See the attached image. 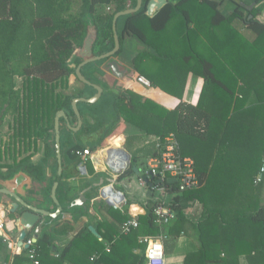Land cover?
Masks as SVG:
<instances>
[{"label":"trees","instance_id":"16d2710c","mask_svg":"<svg viewBox=\"0 0 264 264\" xmlns=\"http://www.w3.org/2000/svg\"><path fill=\"white\" fill-rule=\"evenodd\" d=\"M136 2L0 0V129L6 115L13 114V131L0 150V168L25 164L28 172L42 178V166L30 163L27 153L44 141L58 110L72 111L74 92L69 83L74 68L69 60L82 46L89 22L95 30L94 49L106 52L114 45V14ZM147 2L117 21L139 43L130 56L134 79L144 75L151 85L180 99L189 71L199 74L204 85L196 104L181 100L173 109L130 90L116 97L113 112L158 141L136 151L119 180L137 171L144 174L145 157L160 156L165 137L173 134L179 154L194 159L198 185L179 190L175 181L165 179L166 201L174 217L157 225L153 208L160 202L149 199L143 205L145 213L137 216L138 228L128 233L121 231V225L130 217L131 202L115 209L103 200L99 209L107 215L94 225L101 239L85 225L51 255L54 236L44 232L34 243L37 257L41 264H146L138 236L166 231L169 255L190 222L187 211L198 201L202 213L193 223L198 246L185 253L181 264H243L241 256L245 264H264V197L253 193L264 155V20L258 18L264 0H252L251 5L238 0H169L152 17L146 14ZM225 2L231 11L220 7ZM101 5H111L112 12L98 14ZM119 40L117 55L122 56L124 38ZM16 76L21 77L18 87ZM119 126L123 125L117 123L114 129ZM79 148L83 149L75 145L67 150L75 165ZM137 153L145 160L138 162ZM6 155L12 164L4 163ZM50 155L54 150L47 144L43 160ZM158 180L150 177L147 185ZM72 229L66 224L55 233L68 234ZM4 247L0 236V253ZM26 253L15 255L13 264H25Z\"/></svg>","mask_w":264,"mask_h":264},{"label":"crops","instance_id":"0c3cea01","mask_svg":"<svg viewBox=\"0 0 264 264\" xmlns=\"http://www.w3.org/2000/svg\"><path fill=\"white\" fill-rule=\"evenodd\" d=\"M224 6L228 9L227 12L231 11V4L225 2L220 5L221 8H223ZM262 17L264 16H258L259 19L264 20ZM240 30L244 35L248 34L246 29H244L243 27H240ZM72 58L73 55L70 60ZM76 58H80V60H82L81 57L77 56L74 59ZM102 60L103 59L96 61L97 64H99L98 67L96 66L98 70H96L95 67L92 70H88L87 74H84V76L91 82L101 85L103 92L99 96L98 100L94 103H87L84 101L77 102V107L81 116V125L79 127V121L73 109L72 111H70L69 109H64L65 113L69 117L70 125L76 126L78 128H70V133L65 131L61 132L62 137L60 138L62 144L60 146V151L62 172L60 174V177L58 176V162L56 151L54 150V155H50L47 160H43L45 147L44 141L39 140L37 148L34 149L33 147H31L32 149H30V151H28L27 153L30 154L29 162L34 166H42L43 174L44 171H46L45 174H47L45 176L43 175L40 180H34L33 182V185L40 188L41 194L43 193L42 195H40L41 198H43L42 201L39 199V196L33 199V196L29 192H25V197H28L29 200L31 199V203H34L36 206L45 205L48 210H54L56 206L51 200V188L58 179L56 186V197L63 207L62 212L55 219L51 220L52 226H48V229L45 230L42 229V232L37 237L38 240L41 234H43L44 232H48L49 234H52L54 236V240L52 242V249L54 250L51 251V255H55V249L62 246L67 240L71 239L83 226L92 225L93 227H95L94 225L95 223H97V221L100 222L102 221L103 217H106V210L102 208V211H100L99 209V206L103 204V200L99 195L98 190L95 193L90 194L88 182L97 184L102 181L103 183H106L107 181H104V179L107 177L111 178L114 187L122 190L126 196V199L131 202L128 208V213L136 214L137 216L139 214L145 213L143 205L146 204L149 199L158 197V195L156 193H153L152 191L148 193V186L139 180V177L143 175V173L137 171L135 174L129 175L119 180L120 174H114L107 168L105 161L107 149L114 148L125 151L129 157V167L131 165L132 156L136 151H140V148L142 149L144 147H150L157 141L156 136L144 135V133L138 127L124 121L122 118L118 117L115 112H113L114 101L116 97L122 91L130 90L141 95L142 99L149 98L167 109H173L181 100L191 104H196L199 100V96L204 85V79L199 74L193 71H189L185 80L182 98L180 99L177 96L163 91L157 86H144L143 84L137 82L135 79H133L132 81L118 79L116 78L112 70L109 69L110 64L101 63ZM77 87L78 84L76 86H73V88ZM96 91L97 90L91 88V86L88 85V88H84L83 96H93ZM99 107L100 111L98 110ZM97 111L99 112L96 113ZM62 118L63 121L66 122L63 116ZM54 120L55 119L53 118V122ZM110 123L111 126L114 123L115 124L113 126H115L117 123H121L123 126H119L118 130H116V128L114 129L113 127L112 131L108 132V135H106L104 138H100L105 128L108 127ZM82 127L84 130L83 132ZM119 130L120 132L118 134H116L114 137H110L111 135L117 133ZM90 133H92V135H90ZM118 138H122L123 140H115ZM115 142L117 143V145L114 144ZM94 143H98L99 145H97V147L92 150V157L85 162L86 171L85 173H82L79 170L78 163L75 166V164L72 163L70 159L68 160L67 150L73 144H78L83 148L88 147L91 150V147L94 145ZM137 155L139 157L138 162H140L142 158L144 159L145 157L143 155H140L139 153H137ZM262 157L263 163L260 164L259 170L254 177L255 185L253 193L255 195L261 193L264 197V171H261V168L264 166V155H262ZM145 158L146 166L148 167L149 159L153 158V156H148ZM238 164H240L239 160H237L236 165ZM231 173L233 176H235L234 171ZM259 175L261 176V181L263 180L261 187L259 185L261 181L257 182L256 179ZM67 188L69 189L68 191L66 190ZM47 189H50V193L46 191ZM81 192H84L86 195L87 207L83 208L82 205H75L70 208L69 202ZM46 194H48V196L50 194L49 198L47 196H44ZM67 210L71 212L73 218L70 217L71 215L69 213L66 214ZM201 213L202 205L198 201L193 202L186 213L190 222L187 223L186 231L182 232L178 237L174 251L167 255V264H181L186 252L197 249L198 243L196 240V231L193 227V223L197 222V219ZM2 218L6 222L5 232L15 241L16 247L18 248L19 252L14 253L3 242L5 247L0 253V258L10 264H13L15 255H21L27 248H24L25 242H23L21 246L18 245L19 233L12 220V215L8 213L6 205H3L0 201V219ZM66 224H69L73 228L70 233L60 235L55 233V229L64 227ZM28 237L32 238L33 240L32 235ZM99 239H101V237ZM240 261L244 262L243 264L246 263L243 256L240 257Z\"/></svg>","mask_w":264,"mask_h":264},{"label":"built area","instance_id":"2783aa9c","mask_svg":"<svg viewBox=\"0 0 264 264\" xmlns=\"http://www.w3.org/2000/svg\"><path fill=\"white\" fill-rule=\"evenodd\" d=\"M144 86H150V80L144 75H138L135 79ZM76 154L81 157L82 162L79 164V170L85 173V162L92 157V150L85 147L76 151ZM107 168L114 174H121L129 165V157L127 153L121 149H107L106 153ZM264 171V166L261 168ZM116 177V175H115ZM150 177L159 179L150 187L147 185V180ZM165 179L175 181L179 190H184L198 185V178L195 172L194 159L189 156H181L178 152V143L173 134L165 137L164 149L160 156L149 159L148 167L139 180L145 183L153 193H156L160 203L154 206V222L162 226L167 224L175 215V211L167 203L168 192L163 181ZM257 182L261 181V176H257ZM98 193L107 204L115 209L121 208L126 203L124 192L113 186L112 182L102 183L98 187ZM6 222L0 219V236L3 242L14 253L19 252L15 241L5 232ZM139 221L136 214H130V217L121 225V231L128 233L135 228H138ZM168 233L161 231L158 234H141L138 236V242L144 245V255L146 264H167V256L165 253V242L168 239ZM27 244L26 256L28 260L25 264H41L37 257V250L34 245L35 241L27 237L24 240ZM108 250V249H107ZM0 264H10L0 258Z\"/></svg>","mask_w":264,"mask_h":264},{"label":"water","instance_id":"95a60500","mask_svg":"<svg viewBox=\"0 0 264 264\" xmlns=\"http://www.w3.org/2000/svg\"><path fill=\"white\" fill-rule=\"evenodd\" d=\"M168 0H148L146 5V14L150 17L154 16L155 13L161 9ZM143 0H137L136 5L134 7L127 6L125 9L120 10L114 14L113 22H112V28L114 31V48L109 51L98 55H93V42L95 39V30L93 27V24L89 22L88 25V31L86 34V37L83 41L82 46L78 47L74 53L73 58L70 60L71 62H74L75 57H81L82 61L80 64L76 66L75 63H71L72 67H75V73L78 76L80 80H82L84 83L88 84L89 86H92L95 88L96 93L93 96L89 97H76L73 98L71 101V107L73 111L75 112V115L78 118V127L81 125V116L80 112L77 107V102L84 101L87 103H94L98 100L99 96L102 94L103 89L101 85L97 83H93L90 80H88L84 74L81 72V67L87 63L94 62L100 59H104L112 54H114L120 46L119 37L117 34V21L120 16L127 15L129 13L136 12L140 9L142 6ZM113 68L115 66L111 64ZM110 66V65H109ZM111 67V66H110ZM115 72V71H113ZM115 74H117L115 72ZM60 116H63L66 120V123L70 125V120L68 115L65 113L64 109L58 110L55 113L54 116V130H55V137H56V156H57V162H58V176L60 177L61 174V151H60V131L58 127V119ZM76 127V129L78 128ZM28 171L23 170L22 168L14 175L9 176L5 178L2 182L0 180V201L3 205H6L8 213L12 215V220L14 222V225L16 226V229L18 230V245L21 246L24 240L32 235L33 241L36 242L38 235L42 232V229H48V226H52V219H55L57 216H59L62 212L63 207L61 206L60 201L56 197V186H57V180L53 184L51 188V200L53 201L54 205L56 206L54 210H48L45 205L42 206H36L34 203H31L28 197H25V192H29L33 199L37 198L39 196V199L42 201L43 198H41V190L37 186L33 185L34 180H40L34 174H30ZM58 177V178H59ZM104 181L112 182L111 178H105ZM103 182L101 181L99 183V186ZM4 185V186H2ZM114 186V185H113ZM150 188H148V193H150ZM49 198L48 195H44ZM28 200H27V199ZM86 195L84 192H81L76 197H74L69 202V207L75 205H82L83 208L87 207L86 204ZM69 209V208H68ZM69 213L71 215V212L67 210L66 214ZM72 217V215L70 216ZM73 218V217H72ZM88 228L100 238V235L97 233L95 227L92 225H89ZM24 248H27V244H24Z\"/></svg>","mask_w":264,"mask_h":264},{"label":"flooded vegetation","instance_id":"af4514ba","mask_svg":"<svg viewBox=\"0 0 264 264\" xmlns=\"http://www.w3.org/2000/svg\"><path fill=\"white\" fill-rule=\"evenodd\" d=\"M169 1V0H168ZM172 2H174L175 0H171ZM112 30H113V28H112ZM117 34H118V37L119 36H121V37H123L124 38V41H123V45H124V55H122V56H120V55H117V51L120 49V46H119V49L114 53V54H112V55H110V56H108V57H106V58H104L105 59V62H104V64H106V63H108V64H110V70H112V72L113 71H115L117 74H115V72H113L114 73V75L116 76V78H118V79H123V80H125V81H132L133 79H134V75H135V70H134V67H133V65L131 64V59H130V56H131V54L132 53H134V51L138 48V46H139V43H138V41H136V39H133L132 37H130V35L127 33V32H124V30L122 29V27L120 26V23H118L117 22ZM113 37H114V31H113ZM119 42H120V40H119ZM94 47L95 46H93L92 47V49H93V55H98V54H102V53H105V52H102V53H99V51L98 50H96V49H94ZM133 47V48H132ZM114 48V45H113V47L110 49V50H108V51H106V52H109V51H111L112 49ZM132 48V49H131ZM72 57V56H71ZM82 60H80V58L78 59V58H76V59H74V62H75V64H76V66L78 65V64H80V62H81ZM72 63V62H71ZM87 64H90L89 66V68L88 69H84V67L86 66V64L85 65H83L82 67H81V72L83 73V74H87V72H88V70H92V69H94L96 66L98 67L99 66V64H97V62L96 61H94V62H90V63H87ZM111 64H113L114 66H115V68H113V66L111 65ZM97 67L95 68L96 70H98L97 69ZM74 68V73H73V75L75 76V82L78 84V87L77 88H70V91H72L73 90V92H74V95H73V97H72V99L73 98H76V97H82L83 96V94H84V88H86V86L85 85H88V84H86V83H84L82 80H80L79 78H78V76L76 75V73H75V67H73ZM91 88H93L92 86H91ZM95 89V88H94ZM58 127H59V131H60V137H62V131H65V132H71V130H70V128L72 129V128H75L76 126H71V125H69V127H68V124L65 122V121H63V118H62V116H60L59 117V119H58ZM54 122H53V126L51 127V128H49L47 131H48V133L45 135L46 137H44L45 139H43L44 140V149L46 148V146H47V144L48 145H50V147L53 149V150H55L56 151V147H55V144H56V137H55V130H54ZM69 128V129H68ZM107 128V127H106ZM106 128H105V130H106ZM70 130V131H69ZM81 130V129H80ZM104 130V131H105ZM84 130H83V127H82V132H83ZM54 133V134H53ZM51 134V135H50ZM53 134V135H52ZM90 135H92V133H90ZM106 135H108V133H104L103 132V134L101 135V137L100 138H104ZM99 138V139H100ZM99 139H97V140H99ZM61 138H60V146H61ZM95 144V143H94ZM38 145V144H37ZM78 145V144H77ZM72 146H75L74 144L72 145ZM71 146V147H72ZM70 147V148H71ZM69 148V149H70ZM80 149V148H79ZM79 149H77V150H79ZM77 150H75V153H76V151ZM78 156V155H77ZM79 157V156H78ZM21 158H23V156H20L19 158L17 157V162L21 159ZM5 159V158H4ZM14 162V160L13 159H7V160H5L4 161V163H13ZM82 162V159H81V157H79V162H78V166H79V164ZM73 163V162H72ZM76 166V165H75ZM86 167V166H85ZM23 169V170H26L27 169V167H26V165L24 164L22 167H17V165H15V166H13V168H8V167H6V166H4V167H2V168H0V180H1V182L5 179V178H7V177H9V176H12V175H14V174H16L20 169ZM61 172H62V170H61ZM46 173V171H44V176L45 175H47V174H45ZM2 186H4V185H2ZM88 186H89V191H90V194L92 193H95L97 190H98V187H99V183H97V184H95V183H92V182H88ZM5 187V186H4ZM67 191L69 190L68 188L66 189ZM47 192H49L50 193V189L48 190H46ZM46 195H48V194H46Z\"/></svg>","mask_w":264,"mask_h":264},{"label":"rangeland","instance_id":"374dc122","mask_svg":"<svg viewBox=\"0 0 264 264\" xmlns=\"http://www.w3.org/2000/svg\"><path fill=\"white\" fill-rule=\"evenodd\" d=\"M238 1H241L242 3L244 2L246 4H250V5L253 4L252 3V0H238ZM112 8L113 7L111 5H101V6L98 7L97 12L100 15L110 14L112 12ZM259 15L264 16V7H263L262 12ZM262 18L264 19V17H262ZM15 82H16V86L17 87L20 86V84H21V77L16 76L15 77ZM69 84H70V86H72V88H73V86H76L77 85V83L74 80L73 74L70 76V83ZM12 118H13V114L9 113V114L6 115V117H5V119H4L3 123H2L1 129H0V150H3L4 143L7 142L9 135L13 131V126H12L13 125V121H12ZM113 125L111 127L107 128V130L104 133L111 132L112 131V128L114 127ZM119 139H122V138H118V139H115V140H119ZM114 144L117 145L116 142ZM1 156H3V154ZM7 158H8V155L5 156V160ZM9 158H11V157H9ZM0 163L1 164L3 163V158L2 157L0 158Z\"/></svg>","mask_w":264,"mask_h":264}]
</instances>
